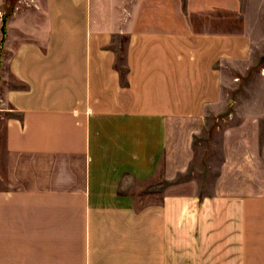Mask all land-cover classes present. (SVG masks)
Returning a JSON list of instances; mask_svg holds the SVG:
<instances>
[{"label": "crops", "instance_id": "1", "mask_svg": "<svg viewBox=\"0 0 264 264\" xmlns=\"http://www.w3.org/2000/svg\"><path fill=\"white\" fill-rule=\"evenodd\" d=\"M3 4L0 264H264V0Z\"/></svg>", "mask_w": 264, "mask_h": 264}, {"label": "rangeland", "instance_id": "2", "mask_svg": "<svg viewBox=\"0 0 264 264\" xmlns=\"http://www.w3.org/2000/svg\"><path fill=\"white\" fill-rule=\"evenodd\" d=\"M19 1L21 0H4V9L5 14L3 15V41L2 45H4L6 36H7V23L8 20L13 16L14 11L19 5ZM2 53L3 49L0 53V82H1V65H2ZM166 187V183L162 178H157L153 185L149 189H144L140 192V195L137 197V204L139 206H144L149 203L159 202L160 195ZM146 194H151V197H148Z\"/></svg>", "mask_w": 264, "mask_h": 264}]
</instances>
